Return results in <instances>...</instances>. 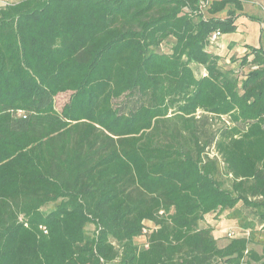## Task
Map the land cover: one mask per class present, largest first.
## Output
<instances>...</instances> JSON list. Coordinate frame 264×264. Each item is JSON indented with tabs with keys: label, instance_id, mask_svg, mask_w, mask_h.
I'll use <instances>...</instances> for the list:
<instances>
[{
	"label": "trees",
	"instance_id": "16d2710c",
	"mask_svg": "<svg viewBox=\"0 0 264 264\" xmlns=\"http://www.w3.org/2000/svg\"><path fill=\"white\" fill-rule=\"evenodd\" d=\"M241 10L0 8V264H264L248 222L224 245L200 224L242 203L264 231V48L247 46L237 71L210 41Z\"/></svg>",
	"mask_w": 264,
	"mask_h": 264
},
{
	"label": "rangeland",
	"instance_id": "374dc122",
	"mask_svg": "<svg viewBox=\"0 0 264 264\" xmlns=\"http://www.w3.org/2000/svg\"><path fill=\"white\" fill-rule=\"evenodd\" d=\"M3 7L0 3V8ZM225 13H222L221 16H224ZM204 16L208 17V14H204ZM220 37V36H219ZM219 37L217 38V42L215 44L217 45L219 41ZM247 46H242V50L234 54L233 57L236 58L237 61H233L232 58L228 56H222L223 60L221 62L222 66L225 69H236L238 71L239 63L242 59V57L245 55V51L247 50ZM251 46V45H250ZM218 47V46H217ZM167 48V46H166ZM246 49V50H245ZM194 69L197 73V75H200L204 72V69L202 66L193 65ZM67 96L61 95L57 98V105L60 107L64 101L66 100ZM224 186H229V181L224 179ZM53 205L48 206V210L51 209ZM236 210L233 209H227L225 211L219 212L214 217L207 218L203 221H201L202 226H214L213 233L218 238L219 244L224 245L228 241L227 232L236 229L238 231H241L242 227L241 225L244 222H248V224L252 225V229H254L253 233V242L251 243L250 247L254 248L255 250L259 251L260 253L264 252V231L261 229V220L257 214V212L252 209L249 206H246L242 203H239L236 208ZM88 230L91 232L93 230V226H88ZM137 242H144V237H139L136 239Z\"/></svg>",
	"mask_w": 264,
	"mask_h": 264
},
{
	"label": "crops",
	"instance_id": "0c3cea01",
	"mask_svg": "<svg viewBox=\"0 0 264 264\" xmlns=\"http://www.w3.org/2000/svg\"><path fill=\"white\" fill-rule=\"evenodd\" d=\"M242 3L243 10L238 12L235 22L236 31L221 34L214 49L221 56H227L230 49L240 52L245 45L264 48V0H242Z\"/></svg>",
	"mask_w": 264,
	"mask_h": 264
},
{
	"label": "built area",
	"instance_id": "2783aa9c",
	"mask_svg": "<svg viewBox=\"0 0 264 264\" xmlns=\"http://www.w3.org/2000/svg\"><path fill=\"white\" fill-rule=\"evenodd\" d=\"M12 2H13V0H0V3H1L2 6H6V5H8V4L12 3ZM202 3H203V7L206 8V5H207L208 1H207V3L206 2H202ZM220 35H221V33L219 31L216 32V33H213L211 38H210L211 43H215L217 41V38ZM145 232H146V230H145ZM249 233L250 232L248 230L238 231L236 229H232V230L228 231L226 234H227L228 238H235V237L248 236Z\"/></svg>",
	"mask_w": 264,
	"mask_h": 264
}]
</instances>
